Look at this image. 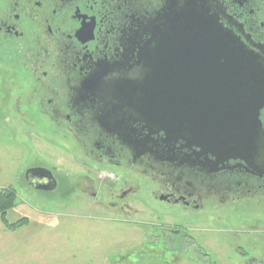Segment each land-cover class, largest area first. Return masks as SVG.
<instances>
[{"label":"flooded vegetation","instance_id":"1","mask_svg":"<svg viewBox=\"0 0 264 264\" xmlns=\"http://www.w3.org/2000/svg\"><path fill=\"white\" fill-rule=\"evenodd\" d=\"M184 3L0 0V82L6 84L5 100L12 101L5 112L17 117L14 109L18 113L24 105L28 117L51 118L55 127L65 132L70 149L82 155V165L96 168L95 180L104 169L128 168L132 179L124 178L122 187L117 188L123 177L112 172L113 178L101 177L98 191L96 187L91 190L101 204L107 203L116 213L136 215L130 202L138 191L132 182L133 172L138 171L155 179V175L162 176L164 191L156 197L169 204L193 211L208 205L212 213L223 208L228 219L247 214L264 227V0H190L193 12L197 14L195 10L203 7L204 16L187 20L202 21L207 34H199L200 27L182 26L183 17L177 16ZM173 18L179 19L180 26L171 25ZM217 23L253 58L250 81L245 74L233 81L232 75L216 65V58H211L216 54ZM189 39H195V44ZM201 55L209 59H201ZM174 63L177 70L170 74L167 69ZM143 68L148 72L147 87L160 79L156 86L161 87L164 99L177 94L174 100L178 104L210 105L201 115L211 117L210 146L216 145L218 129L225 134L221 136L226 139L225 150L220 153L214 147L213 152L199 155L201 148L185 147L181 138L171 145L175 153L170 154L165 132L151 135L152 110L147 108L145 113L137 106V94L133 99L131 89L117 90L119 81L137 80ZM153 69L161 74L154 75ZM200 79L205 81L202 86L196 84ZM175 84L188 87L175 92V87L169 88ZM244 117H257L251 126L253 133L247 142L233 143L224 123L239 128L241 122L245 127ZM70 156L76 164L77 156ZM173 156L177 160L170 161L168 157ZM162 228V235L168 237L166 250L206 255L184 226ZM249 258L251 264H264V254L261 259Z\"/></svg>","mask_w":264,"mask_h":264},{"label":"rangeland","instance_id":"2","mask_svg":"<svg viewBox=\"0 0 264 264\" xmlns=\"http://www.w3.org/2000/svg\"><path fill=\"white\" fill-rule=\"evenodd\" d=\"M5 86L0 82V193L15 191L17 205L6 213L7 222L0 214V264H251L250 256L261 259L263 225L247 214L228 219L223 208L193 211L158 199L162 176L133 172L135 216L101 204L91 190L98 191L103 173H119V188L124 178L132 179L128 168L104 169L95 180L96 168L82 165V155L70 149L51 118L28 117L24 105L18 113L14 109L17 117H8L5 108L12 101L5 100ZM36 166L56 174L57 190H35L27 183L26 171ZM176 225L184 226L206 255L166 250L162 227Z\"/></svg>","mask_w":264,"mask_h":264},{"label":"water","instance_id":"3","mask_svg":"<svg viewBox=\"0 0 264 264\" xmlns=\"http://www.w3.org/2000/svg\"><path fill=\"white\" fill-rule=\"evenodd\" d=\"M179 10V12H183V15L180 16L183 17L182 26H184L185 28L193 26L200 27L201 30L199 34H207V30H205L206 26L202 23V21L194 23V21L187 20V18H194V16H196L197 18H203V7L195 10L197 11L196 14L195 12H193L194 10L190 6V0H185L184 5L180 6ZM171 25L180 26L179 19ZM215 34L216 54L211 58H216V65L226 70L227 74L232 75L233 81H235L236 77H238L239 75L243 76L244 74L249 77L248 80L250 81L253 77V72L251 70V68L253 69L254 65L253 58L249 56L245 52V49L240 45V43L236 41V39L230 33L225 31L223 27L218 23L215 25ZM201 56V59H209L208 56ZM174 59L176 60V57ZM176 67V63H174V65L172 64L171 66H169V69H167V72H172V69L177 70ZM153 70L154 71L151 73H153L154 75H157L161 72L158 70L156 71L155 69ZM203 73L204 72L202 71L201 74ZM147 74L148 72L145 71V68H143L142 72L138 74L137 80L121 81V85L119 84V81L117 83V90H127L129 92V90L131 89L130 92L133 99H135V92L137 94V106L139 105L141 108H143L145 113L147 108H149V110H152L151 122L152 126L154 127V132H152L151 135H154L155 132L163 130L165 132L164 142L168 143L167 147L170 154L175 153V150L171 147V145L175 144L181 138L186 142L185 147H192L196 145L201 148V151H199L198 153L199 155H205L209 154V152H213L212 150L215 149L214 147H216V149L219 150L220 153L222 152V150H225L226 147L224 143L226 139L221 138V136H225V134L218 129L216 132L218 133V136L216 138V145L210 146L209 136L211 133L209 127L211 125V117H201L202 111H208V109H211L210 105H197L194 103L186 102L184 104H178L176 103L177 101L174 100L177 94H170L168 96L169 99H164V96H162L160 92L162 90L161 87L156 86L158 80L160 79H154L153 86L147 87ZM199 81V83H196L198 86L204 85V80L200 79ZM172 87H175L174 90L176 92L177 89L180 91L181 87L186 89L188 85L185 84L179 87L177 86V84L173 86L169 85V88L173 89ZM127 98L129 100V96H127ZM216 118L217 120L221 119V117ZM228 118H233L235 122L241 120V117H223V120ZM256 118L257 117H244V122L247 125L245 127L243 125L242 127L241 122H239V128H232V126L228 123H224V127L228 126L229 128V138L232 136L231 142H241L242 140L247 142V136H251V134L253 133L254 129H251V126L253 124V121L256 122ZM200 136H203V138H199ZM205 138L207 139V141L204 140ZM187 156L189 158H192V155L187 154ZM168 159L170 161L177 160L174 156L168 157ZM26 179L28 184L36 190L52 191L57 187V180L55 176L47 168L35 167L29 169L26 173Z\"/></svg>","mask_w":264,"mask_h":264},{"label":"trees","instance_id":"4","mask_svg":"<svg viewBox=\"0 0 264 264\" xmlns=\"http://www.w3.org/2000/svg\"><path fill=\"white\" fill-rule=\"evenodd\" d=\"M16 192L15 191H5L3 193H0V214L3 216V219L5 222V216L6 213H8L9 210H12L16 207L17 205V200H16ZM28 220L25 218L22 222L24 224ZM21 223L18 224H13V227H17L18 225L20 226Z\"/></svg>","mask_w":264,"mask_h":264},{"label":"bare ground","instance_id":"5","mask_svg":"<svg viewBox=\"0 0 264 264\" xmlns=\"http://www.w3.org/2000/svg\"><path fill=\"white\" fill-rule=\"evenodd\" d=\"M178 11H180V10H178ZM183 15V12L181 13L180 12V15L179 16H177V17H180V16H182ZM174 19V22L175 21H178V18L177 19H175V18H173ZM170 44L172 43L171 41H168ZM190 44H195V39H189V41H188ZM186 51H189L188 49H186V48H184ZM189 54H186V55H184V56H188ZM189 75H192V77H193V79L195 80V78H194V74H193V72H191Z\"/></svg>","mask_w":264,"mask_h":264},{"label":"built area","instance_id":"6","mask_svg":"<svg viewBox=\"0 0 264 264\" xmlns=\"http://www.w3.org/2000/svg\"><path fill=\"white\" fill-rule=\"evenodd\" d=\"M103 176H104L105 178H113L112 173H108V172L103 173Z\"/></svg>","mask_w":264,"mask_h":264},{"label":"crops","instance_id":"7","mask_svg":"<svg viewBox=\"0 0 264 264\" xmlns=\"http://www.w3.org/2000/svg\"><path fill=\"white\" fill-rule=\"evenodd\" d=\"M36 190V189H35Z\"/></svg>","mask_w":264,"mask_h":264}]
</instances>
